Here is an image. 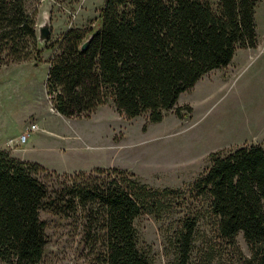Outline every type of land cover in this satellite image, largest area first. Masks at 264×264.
<instances>
[{"label": "trees", "instance_id": "16d2710c", "mask_svg": "<svg viewBox=\"0 0 264 264\" xmlns=\"http://www.w3.org/2000/svg\"><path fill=\"white\" fill-rule=\"evenodd\" d=\"M263 0H104L100 27L68 29L49 60L47 94L58 114L89 118L112 102L127 119L147 115L160 123L167 112L190 117L179 97L209 72L226 68L235 51L255 48V10ZM36 11L27 0H0V66L33 58ZM86 50L82 44L90 37ZM210 166L193 183L210 200L220 238L235 244L238 233L251 251L249 264H264V147L241 146L209 154ZM46 170L0 149V264H38L45 252L47 211L78 227L89 264H152L138 243L134 220L159 215L182 191L152 188L123 169L62 176L59 189L34 175ZM195 221L177 234V264H187Z\"/></svg>", "mask_w": 264, "mask_h": 264}, {"label": "rangeland", "instance_id": "374dc122", "mask_svg": "<svg viewBox=\"0 0 264 264\" xmlns=\"http://www.w3.org/2000/svg\"><path fill=\"white\" fill-rule=\"evenodd\" d=\"M104 0H27L36 11V33L49 22L47 41L36 42L40 62L0 66V149L46 172L34 175L49 193L60 187L62 176L89 173L96 168L123 169L152 188L182 191L167 199L159 215L143 213L134 220L141 249H148L152 264H177V234L184 222L195 221L187 264H249L251 251L242 233L235 244L219 237L210 200L192 190L210 166L209 154H228L241 146L264 147V58L254 59L237 74L217 69L204 75L177 107L189 105L190 117L167 112L157 124L147 115L127 119L112 102L89 118L67 119L54 111L47 94L49 60L68 29L96 32ZM258 38L264 43V0L255 10ZM238 53L237 62L239 61ZM235 59V60H236ZM236 62V63H237ZM46 247L38 264H89L78 227L47 211Z\"/></svg>", "mask_w": 264, "mask_h": 264}, {"label": "crops", "instance_id": "0c3cea01", "mask_svg": "<svg viewBox=\"0 0 264 264\" xmlns=\"http://www.w3.org/2000/svg\"><path fill=\"white\" fill-rule=\"evenodd\" d=\"M255 23H256V20H255ZM256 32H257V25H256ZM257 37H258V33H257ZM240 52H241V55L239 56V61L237 62L236 58L238 56V53ZM256 58L257 59L264 58V43H261L259 38H258V44L255 48L237 49L235 51L233 59L231 60L230 64L226 68L229 69L228 71H231V72L235 71L237 74H239L240 72L244 71L245 68H247V66L252 62V60Z\"/></svg>", "mask_w": 264, "mask_h": 264}, {"label": "water", "instance_id": "95a60500", "mask_svg": "<svg viewBox=\"0 0 264 264\" xmlns=\"http://www.w3.org/2000/svg\"><path fill=\"white\" fill-rule=\"evenodd\" d=\"M39 33L37 36V42H44L47 41L50 37L51 34V30H50V25L49 22H45L43 23L40 27H39ZM92 36H90L81 46V50L84 51L87 49L88 44L90 42Z\"/></svg>", "mask_w": 264, "mask_h": 264}]
</instances>
